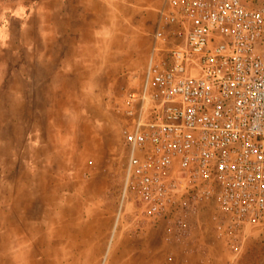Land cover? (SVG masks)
<instances>
[{
  "label": "built area",
  "instance_id": "obj_1",
  "mask_svg": "<svg viewBox=\"0 0 264 264\" xmlns=\"http://www.w3.org/2000/svg\"><path fill=\"white\" fill-rule=\"evenodd\" d=\"M22 0H0L17 3ZM143 82L125 90L115 214L188 235L212 207L232 252L264 229V0H160Z\"/></svg>",
  "mask_w": 264,
  "mask_h": 264
},
{
  "label": "crops",
  "instance_id": "obj_2",
  "mask_svg": "<svg viewBox=\"0 0 264 264\" xmlns=\"http://www.w3.org/2000/svg\"><path fill=\"white\" fill-rule=\"evenodd\" d=\"M148 2H0V241L8 237H4L7 232L16 230L10 253L12 264H38L39 253L34 255L35 245L28 243L27 237H21L19 233L21 216L17 214L16 206L2 198V193L7 194L11 189V172L4 162L30 156L31 162L26 166L29 177L25 180L29 199L37 197L36 203L44 208L50 205L46 198L34 194L36 186L46 194L53 192V200H57V207L63 211L68 208L63 190L72 181L71 175L80 172L77 168L72 171L62 167L60 159L67 153L66 136L47 133L41 139V133L32 129L34 121L23 120L22 116L31 118L34 111L61 112L64 115L52 120L54 125L87 126L98 132V98L103 95L105 87L109 89V80H116L113 78L119 75V68L143 51ZM38 87L41 88L38 96L42 97L36 99ZM67 111L76 112L71 125L65 121ZM9 128H18L19 131L14 136H6L4 130ZM93 137L98 139L94 133L84 138L73 135V140L75 143H91L95 142L91 139ZM24 146L29 150L24 152ZM37 149L41 150L40 157L34 155ZM73 152H77L74 157L78 156L81 148L75 147ZM34 158L41 161L34 163ZM40 166L48 168L41 173L48 177L45 185L36 180ZM49 167L57 168L51 173ZM60 219L61 215L53 222L46 219L43 232L44 237L53 234L61 238L65 246L66 234L53 231L54 222ZM35 248L39 252V246ZM0 255L5 259L9 257L4 251Z\"/></svg>",
  "mask_w": 264,
  "mask_h": 264
},
{
  "label": "rangeland",
  "instance_id": "obj_3",
  "mask_svg": "<svg viewBox=\"0 0 264 264\" xmlns=\"http://www.w3.org/2000/svg\"><path fill=\"white\" fill-rule=\"evenodd\" d=\"M148 1L143 51L120 67L119 75L113 78L116 80H109V89H103V95L97 101L100 120L98 132H93L87 126L74 128L54 125L52 120L64 115L61 112L34 111L31 118L22 116L23 120L34 121L32 129L41 133V139L47 133L66 136L67 153L60 159L62 167L71 168L72 171L77 168L80 171L71 175L72 181L63 190L68 204L67 211L59 210L57 200L52 198L53 192L46 194L36 186L34 194L46 198L50 205L45 206V209L42 204L36 203L39 200L37 197L29 199L25 180L29 177L26 166L31 162L30 156L4 162L11 172V189L7 194L3 192L2 198L16 206L17 214L21 216L19 233L21 237H27L28 243L35 245L34 255L39 253L38 264H264V229L248 228L236 251L232 252L227 239L217 228L212 207L202 208L194 216L188 235L181 238L169 235L164 224L159 227L139 224L133 222L129 215L114 228L127 161L122 116L116 103L121 102L125 90L137 88L144 79L151 49L150 35L155 28L156 10L160 5V0ZM40 90L38 87L36 99L42 97L38 96L41 95ZM66 114L68 116L65 121L71 125L76 119V112L67 111ZM15 130L9 128L4 132L6 136H14L19 131L18 128ZM94 133L98 139H91L95 142L75 143L73 140V135L84 138ZM75 147L81 148V154L74 157L77 154L73 152ZM27 150L24 146L23 151ZM18 152H21V145ZM34 155L40 157L41 150L37 149ZM33 160L34 163L41 161L37 158ZM49 168L52 173L57 167ZM47 169L40 166V174L37 172L36 180L44 185L48 177L41 173ZM59 215L61 219L54 222L53 231L60 230L66 234L65 246L61 238L53 234L44 237L43 232L46 219L53 222ZM15 231L7 232L4 237H8L0 241V252L9 253L6 259L0 255V264L13 263L10 253L17 233ZM36 246H39V252Z\"/></svg>",
  "mask_w": 264,
  "mask_h": 264
}]
</instances>
